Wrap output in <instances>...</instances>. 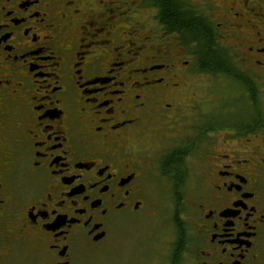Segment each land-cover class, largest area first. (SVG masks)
I'll list each match as a JSON object with an SVG mask.
<instances>
[{"label":"flooded vegetation","instance_id":"1","mask_svg":"<svg viewBox=\"0 0 264 264\" xmlns=\"http://www.w3.org/2000/svg\"><path fill=\"white\" fill-rule=\"evenodd\" d=\"M181 2L213 65L156 2L0 0V264H82L153 220L137 264H264V0Z\"/></svg>","mask_w":264,"mask_h":264},{"label":"rangeland","instance_id":"2","mask_svg":"<svg viewBox=\"0 0 264 264\" xmlns=\"http://www.w3.org/2000/svg\"><path fill=\"white\" fill-rule=\"evenodd\" d=\"M133 12V11H132ZM134 13V12H133ZM152 10L151 9H145V8H139V14H138V19L137 23H141L142 31L145 33H150L153 31V21L151 18ZM137 16V14L135 13ZM151 26V29H150ZM201 84H206L204 81L200 82ZM205 88L199 89L197 92L200 95L198 97L199 102H205L209 97L212 98L210 95H205L203 91ZM235 101V100H234ZM191 102H196V101H191ZM190 102V103H191ZM233 106H229L227 110V118L226 119H243L246 117L247 110L245 109V106H241L240 104L236 103ZM231 107H235L232 110H230ZM164 194H160L156 196L157 199H162L166 201L165 203H169V198L166 193L167 191L163 192ZM163 201V202H164ZM164 210V209H163ZM165 214L168 216L169 211H165ZM168 219V218H167ZM155 220L151 222L145 223V228L143 229L142 227L139 229V231H136L137 234H118V240L117 244L114 246L111 244V242L104 241L102 244L94 247L92 250L85 251L82 255V264H137V259L140 257L142 260L145 259L146 262H148V256L150 255L147 249H139L138 246L144 244L149 245V239L152 238L154 239V242H157L158 245L159 241L164 244V239L163 237H166L167 239H170L169 237L171 234H140L143 231H159L157 228ZM169 227V226H168ZM169 230V229H167ZM163 238V239H161ZM157 252V260L154 261L155 264L159 262V255L162 256L164 253L163 249L159 252L158 250L154 249ZM164 256V255H163Z\"/></svg>","mask_w":264,"mask_h":264},{"label":"trees","instance_id":"3","mask_svg":"<svg viewBox=\"0 0 264 264\" xmlns=\"http://www.w3.org/2000/svg\"><path fill=\"white\" fill-rule=\"evenodd\" d=\"M156 2L161 7V17L167 25V29L176 32L183 40H198L205 64L213 65L218 60V53L213 51L212 43L205 44L211 37L200 19L189 11L181 0H149ZM218 57V58H217ZM216 61V62H215Z\"/></svg>","mask_w":264,"mask_h":264}]
</instances>
